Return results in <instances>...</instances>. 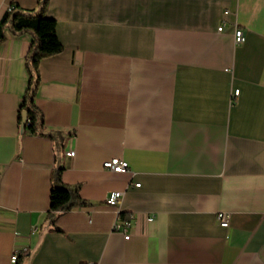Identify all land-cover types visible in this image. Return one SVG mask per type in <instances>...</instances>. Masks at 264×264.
I'll return each mask as SVG.
<instances>
[{"label":"crops","instance_id":"obj_1","mask_svg":"<svg viewBox=\"0 0 264 264\" xmlns=\"http://www.w3.org/2000/svg\"><path fill=\"white\" fill-rule=\"evenodd\" d=\"M12 5L42 11L0 0V20ZM46 13L63 50L39 65L43 134L20 120L32 36L0 40V264H264V0H47ZM116 156L126 172L103 166ZM59 172L88 203L52 217Z\"/></svg>","mask_w":264,"mask_h":264},{"label":"trees","instance_id":"obj_2","mask_svg":"<svg viewBox=\"0 0 264 264\" xmlns=\"http://www.w3.org/2000/svg\"><path fill=\"white\" fill-rule=\"evenodd\" d=\"M42 11L31 14L18 5H12L0 20V40L6 38L7 30L12 34L29 33L32 36L30 49L26 57V67L30 75L29 86L21 103L20 120L23 112L27 114L24 129L31 133H42L44 117L35 105L34 99L40 83L39 65L41 60L63 50V43L57 33V21L46 13L47 0H39ZM88 202L81 198L79 185H68L62 182L60 172L52 184L50 207L48 214L54 217L57 213L71 209L74 206L86 205ZM20 264V263H18Z\"/></svg>","mask_w":264,"mask_h":264},{"label":"built area","instance_id":"obj_3","mask_svg":"<svg viewBox=\"0 0 264 264\" xmlns=\"http://www.w3.org/2000/svg\"><path fill=\"white\" fill-rule=\"evenodd\" d=\"M11 8V6H9V9ZM229 11L226 10L225 11V14H228ZM226 22L224 21L218 28L219 31H222L224 29V26H225ZM234 37H235V43L236 44H240L242 43L244 40H245V32L244 30L241 28V27H236L235 28V32H234ZM240 93V90L239 89H236L234 92H233V98L237 97ZM67 155L69 156H75V150L73 149H70L66 152ZM103 166L112 171V172H115V173H124L126 172L128 169H129V164L127 162V160H125L124 158H121V157H112L110 159H107L103 162ZM136 185H139V184H136ZM122 196H123V192L120 191V190H115V191H112L109 196L107 197L106 199V203L110 206H115V207H118L121 203V199H122ZM153 219V216H149L148 217V220H152ZM217 221L218 223L223 226V227H227L229 226V221H230V216L229 214L226 212V211H219L217 213ZM132 226V222L130 220H123V221H116L115 224H114V229L117 230V231H121L124 233V238L125 239H129L130 238V228ZM25 252H27L26 249H24L23 251L21 252H18V253H14L12 256H11V259L13 261H16L18 258H19V255H22V254H25ZM89 264H96V263H89Z\"/></svg>","mask_w":264,"mask_h":264},{"label":"water","instance_id":"obj_4","mask_svg":"<svg viewBox=\"0 0 264 264\" xmlns=\"http://www.w3.org/2000/svg\"><path fill=\"white\" fill-rule=\"evenodd\" d=\"M26 120H27V114L26 112H23V119L21 122V127L24 129L25 125H26Z\"/></svg>","mask_w":264,"mask_h":264}]
</instances>
